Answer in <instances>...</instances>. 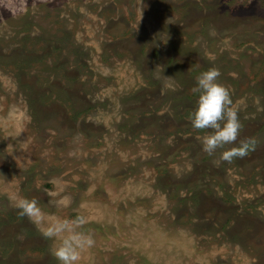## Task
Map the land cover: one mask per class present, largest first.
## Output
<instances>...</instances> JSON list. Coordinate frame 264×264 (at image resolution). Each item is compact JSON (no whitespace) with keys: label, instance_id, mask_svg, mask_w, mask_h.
Returning a JSON list of instances; mask_svg holds the SVG:
<instances>
[{"label":"rangeland","instance_id":"obj_1","mask_svg":"<svg viewBox=\"0 0 264 264\" xmlns=\"http://www.w3.org/2000/svg\"><path fill=\"white\" fill-rule=\"evenodd\" d=\"M212 67L242 127L209 155ZM79 217L76 264H264V0H0V264H59Z\"/></svg>","mask_w":264,"mask_h":264},{"label":"clouds","instance_id":"obj_2","mask_svg":"<svg viewBox=\"0 0 264 264\" xmlns=\"http://www.w3.org/2000/svg\"><path fill=\"white\" fill-rule=\"evenodd\" d=\"M219 69L212 67L201 72L196 77V84L192 88L197 93V102L189 114L191 126L194 129H209L202 138L203 151L211 155L218 148L236 141L242 127L237 111L232 107L229 90L218 82ZM252 146L251 140H241L237 146L221 152L220 159L231 160L242 157ZM20 215L39 220L42 212L35 199L19 198L16 204ZM84 218L75 220L63 219L50 226L45 236L55 238L58 243L52 249V255L59 264H76L80 257V250L94 243L92 236L83 231H77L76 225H82Z\"/></svg>","mask_w":264,"mask_h":264}]
</instances>
